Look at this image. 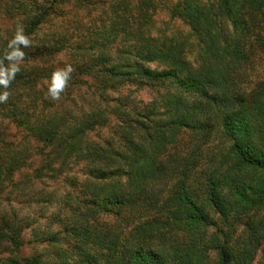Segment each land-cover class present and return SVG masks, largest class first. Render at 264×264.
Returning a JSON list of instances; mask_svg holds the SVG:
<instances>
[{
    "label": "trees",
    "instance_id": "obj_1",
    "mask_svg": "<svg viewBox=\"0 0 264 264\" xmlns=\"http://www.w3.org/2000/svg\"><path fill=\"white\" fill-rule=\"evenodd\" d=\"M163 1L0 0V122L36 149L0 134V189L37 157L70 189L48 235L0 217L8 264H264V0H166L187 36Z\"/></svg>",
    "mask_w": 264,
    "mask_h": 264
},
{
    "label": "rangeland",
    "instance_id": "obj_2",
    "mask_svg": "<svg viewBox=\"0 0 264 264\" xmlns=\"http://www.w3.org/2000/svg\"><path fill=\"white\" fill-rule=\"evenodd\" d=\"M129 1L136 2L137 0ZM72 4L65 7L64 18L59 19V32L70 30L72 36L69 39L76 41L80 37L79 35L86 34V36H88V32L91 34L99 29L101 21L98 19V8L100 4L92 11L91 16L93 19H90L91 16L89 18H82L81 21H84L83 24L76 28L73 21H76L77 15ZM166 5L167 2L164 0L153 16L155 23L152 29L154 30L153 32L156 35L167 34L187 36L188 28L179 20L171 18V15L166 10ZM80 15L77 19L80 18ZM63 20L64 22L62 23ZM94 22L97 23L98 27L95 26ZM109 22L107 24H109ZM11 26L12 20H8L0 15V31L5 32L11 30ZM49 28L50 27H46L43 33L49 31ZM191 58L193 57L191 56ZM153 66L156 67V65ZM151 97V92L148 90H142L133 94V99L143 104H147L151 100ZM1 133H3L7 141L17 144L19 149L23 147L26 151V157L34 155V150H36L34 147L35 144L30 141V138L27 139V141L24 140L26 136L25 131L21 129L18 130L14 125H10L5 121L4 123L0 122V134ZM2 153L3 152L0 151V156ZM40 167L41 161L38 157L30 159L28 168L23 169L21 174H19V172L16 174L13 180L15 186L10 187L5 183V185H3L5 186L3 190L1 191L0 189V217H6L20 223L25 222L28 224V229H26V241L32 240L37 234L39 236H44L49 230L58 229V227L54 225L51 226L52 223L50 220L52 216L59 213V207L64 204V195L70 190L68 185H61L59 179H34L33 171ZM78 168V166H75L70 172H76ZM30 246L31 247L27 246L29 253L32 252L31 249L39 248L38 245L36 246L34 243L30 244ZM2 249L3 248L0 247V264H8L7 255L1 253Z\"/></svg>",
    "mask_w": 264,
    "mask_h": 264
},
{
    "label": "clouds",
    "instance_id": "obj_3",
    "mask_svg": "<svg viewBox=\"0 0 264 264\" xmlns=\"http://www.w3.org/2000/svg\"><path fill=\"white\" fill-rule=\"evenodd\" d=\"M68 71H69V73H70L71 69H69ZM65 79L67 80V76L65 77Z\"/></svg>",
    "mask_w": 264,
    "mask_h": 264
}]
</instances>
